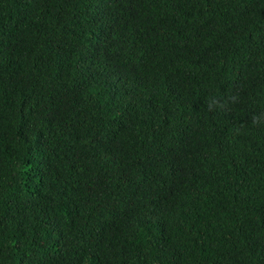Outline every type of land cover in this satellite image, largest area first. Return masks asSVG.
<instances>
[{"label": "trees", "instance_id": "trees-1", "mask_svg": "<svg viewBox=\"0 0 264 264\" xmlns=\"http://www.w3.org/2000/svg\"><path fill=\"white\" fill-rule=\"evenodd\" d=\"M0 264H264V0H0Z\"/></svg>", "mask_w": 264, "mask_h": 264}, {"label": "clouds", "instance_id": "clouds-1", "mask_svg": "<svg viewBox=\"0 0 264 264\" xmlns=\"http://www.w3.org/2000/svg\"><path fill=\"white\" fill-rule=\"evenodd\" d=\"M256 62H257V61H255V60L252 59V64H251L252 67H251L249 70H244V71H250V72L253 73V70H254V64H255Z\"/></svg>", "mask_w": 264, "mask_h": 264}]
</instances>
